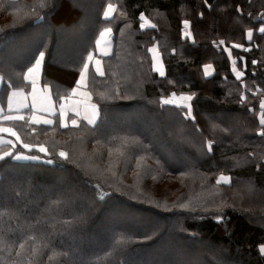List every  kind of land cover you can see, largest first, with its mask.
<instances>
[{
	"label": "trees",
	"instance_id": "1",
	"mask_svg": "<svg viewBox=\"0 0 264 264\" xmlns=\"http://www.w3.org/2000/svg\"><path fill=\"white\" fill-rule=\"evenodd\" d=\"M124 2L128 5V15L121 22L134 24L138 29L134 38L144 46L143 52L134 56L140 58L141 62L143 56H147L144 43L156 42L163 56L166 73L164 76L158 75L152 69L149 60L140 70L144 82L143 74L152 78L151 82L146 83V100L139 99L145 96L144 86L130 91L129 86H126L129 94L127 101L118 99L98 104L100 122L93 129L96 130L98 137H105L104 139L123 133L133 137V141L126 143V146L133 152L135 161L124 165L123 159H120L116 163V170L121 172L123 168L126 176H130V180L126 179L123 184L133 185L135 182L137 184L138 178L132 173L135 174L139 169V159L143 156L150 163L148 166L152 168L149 172L153 173H148L141 181L150 184L149 181L152 179L158 182L166 177H172L167 174L183 176L187 185L176 197V201L181 198L188 205L166 209L170 203H164L160 196L150 194L152 192L143 193L142 189L138 191L129 187L115 189L111 185H102L103 181L90 172L92 168L89 161L93 160L91 153L94 154V150L88 146L90 144L85 139L87 141L85 152L89 159L82 157L80 163L84 165L81 168L72 163L74 161L67 158L61 160L58 156L52 157V163L19 160L13 158V153L0 159V194L5 189L6 192L3 193L9 195L12 202L10 206L0 204V210L15 212L17 217L22 218L27 212L21 209L27 201H33L35 198L27 187L14 189L5 187L6 180L12 173L30 168L36 173L32 181L42 184L49 182L47 173H56L76 179L79 185L78 194L86 196L90 207L100 208V211L104 212L113 206H121L129 213L139 214V220L144 221L146 226L150 225L149 228L140 230L119 229L114 237L119 236L121 240L118 242L114 238V244L106 251L100 250L90 254L88 258L79 259L63 255L59 259V264H126L127 257L122 250L139 251L144 248L160 247V252L166 253V250L170 251L180 246L196 248L198 251L196 257L202 264H264V253L260 252V245L264 244V136L259 134L264 131L262 130L264 126L259 123L261 113L264 111H259L257 99L261 96L259 84L264 86V56H261V49L256 50V53L260 52L258 62L252 63V56L247 57L245 62H241V66L246 63V67L237 70L234 67L237 64L233 61V53L231 52L229 56V52L225 50L229 47L235 51L238 47L233 45H249L245 39V32L247 28L252 26L255 28L257 22L259 23L256 17L264 16V0H124ZM80 3V0H0V75L5 81L16 84L13 79L22 74L40 53H43L42 82L51 85L56 97H59L61 90L62 95L69 93L82 68L80 59L87 51L88 44L96 38L104 23L112 22L113 18L104 19L100 15H93L87 22L84 11L79 9L80 11L76 13V7L83 5ZM65 5L69 6L68 10L60 12L61 7ZM139 14L151 17L156 27L140 28ZM185 20L190 22L191 38H185L183 35ZM76 24L85 28L87 38L74 60L60 59L56 55L57 43L62 34L76 38V35L73 36ZM121 26L113 27L116 44L121 40L119 38ZM41 29L45 33L41 41L30 47L19 62H12L7 51L18 44L20 36L28 38L30 36L28 33ZM163 36L173 44L174 50L180 45V52L167 53L163 50V44L161 45ZM139 46L136 45V48L139 49ZM116 51L107 58H111L110 60L116 58ZM120 54L129 58L126 50ZM207 62H211L215 69L210 76H206L203 71V65ZM254 67H257V70H254ZM60 70L69 72L68 80L57 74ZM239 71L243 75L237 79ZM55 73L56 75H53ZM91 77L97 81L95 87L89 83L95 102L98 103L100 99V91L114 93L116 96L124 94L122 92L124 87L115 86L109 72L98 76L91 70ZM99 80L104 81L105 85ZM137 80H140L139 77ZM108 84L111 86L107 87ZM173 91L193 94L192 118H186L180 107L161 102L162 97L170 95ZM130 109L136 110V113L144 110L154 121L162 123L166 135L172 139L176 148L179 149L182 142L188 143L184 144L187 147L184 151L187 159L185 165L175 164L176 160L169 162L155 147L149 135L138 132L132 126H124L109 133L100 132L113 111ZM64 129L60 131L63 133H60V148L72 154L74 141L79 136L78 133H72L71 128ZM189 130L196 134V141ZM113 141L106 144L116 146V142ZM117 148L126 152L124 145ZM82 168L88 169V174L84 173ZM220 174L228 175L230 183H217ZM101 196H104L103 200L100 199ZM71 198L65 193L60 196L49 195L43 205L41 204L42 214L38 217L25 218L27 228L22 229V234L21 230L19 235L16 231H10L8 238L5 239L9 243L6 248L7 255L0 253V264L51 263L55 257L39 254L34 247V241L25 238L26 236L32 238V234H38L43 222H54L57 227L61 226L63 221H66L61 213L67 206L66 203H71ZM13 203H16L17 207ZM49 203L53 207H48ZM8 224H11L10 220ZM172 227L174 229H171ZM14 238L17 240H12ZM174 239L181 244L174 243ZM23 240L25 246L28 245L26 248L30 250L21 255L17 250ZM204 243L210 245L214 251H208ZM176 259L175 262L165 263H188L184 259L180 261L179 253Z\"/></svg>",
	"mask_w": 264,
	"mask_h": 264
},
{
	"label": "rangeland",
	"instance_id": "2",
	"mask_svg": "<svg viewBox=\"0 0 264 264\" xmlns=\"http://www.w3.org/2000/svg\"><path fill=\"white\" fill-rule=\"evenodd\" d=\"M80 2V4L83 5H81L80 7H76V13L80 11L79 9L84 11L86 15L85 17L87 18L85 20L87 22H89L90 19L93 18V15H100L101 17L106 19L105 13L108 12L110 17H113L112 22H105L104 26H109L114 30V28H119L123 24L119 29V38H121V40L120 42H118V44L115 45L114 49L115 52L117 47L116 58L114 57L115 59L113 58L112 60H110L111 58H107L110 55L103 58V72L105 74L106 72H109L112 82L115 86L122 85L124 87V90L122 91L124 94H119L116 96L114 93H106L100 91V99L98 103L96 102V104L98 105L99 103L114 102L118 101V99L127 101V99H129V94L127 93L128 91L136 87L140 88L143 86L145 87V96L144 98L139 97V99L146 100V83L148 81L151 82L152 78L150 79V77L143 74L145 78L144 82L140 70L143 69L141 67L149 62V60L152 67V54H150L149 50L151 49L153 44L157 43H144L147 56L144 55L143 59L140 62V58H136L134 56V54L142 53V49H144L143 44H139L134 38L138 29H136L134 27V24L132 23L121 22L125 18H127L126 15H128V5L124 2V0H80ZM109 5H112L113 11L109 8ZM68 7V5L62 6L60 12H63L66 9L68 10ZM141 15L142 14H139L138 17V24L140 25V28L142 23L146 24V27H148L147 24L149 23L154 24L150 19L151 17L146 14H143L145 20H141ZM255 19H258L259 21V23L257 22L256 27H249L245 32V39L249 45H242V47L236 48L235 51H232V49L229 47L225 48L227 52L230 51L233 53V61L235 64H237L234 67H236L237 70L246 67V63H243V65L241 66V62H245L247 57L252 56V63L253 61L258 62L257 57H260V52L256 53V50L261 49V56H264V33H261L259 31L260 28L264 27V16L256 17ZM249 31L252 32L251 40H249L247 36V33ZM44 34V31L41 29L39 31H32L31 34L28 33V35H30L28 38L20 36V38L17 40L18 44L13 45L10 50L7 51L8 56L11 58V61L14 63L19 62L24 54L28 52L30 47L36 45L41 41ZM68 35L69 34H62V36L60 37L57 43L58 50L56 51V55L60 59L74 60L79 53L82 43L85 42L87 38L86 30L85 28H82L80 24H76V30L73 34V36L76 35V38L73 39L72 35L71 38H69L67 37ZM94 40L95 39H92V41H90L87 47V51L83 53L80 59L82 66L87 62V57L90 54L92 55L94 53ZM253 42L255 43L253 44ZM136 45H140L139 49L136 48ZM161 45L163 46L162 49L167 53L170 51L180 52V45H177V50H174L173 44L168 40L166 36L161 37ZM245 49L248 50L246 51ZM123 50L127 51V53L129 54V58L126 56H121L120 53H122ZM105 65L107 67L106 69ZM254 68V70H257V67ZM57 74L59 76H62L65 80H68L70 76L69 72H65L62 70L58 71ZM53 75H56V73ZM138 77L140 80H137ZM89 80L90 85L95 87L97 81L94 79V77L89 78ZM121 81L126 83V85H124ZM99 82L105 85L104 81L99 80ZM261 85L259 84L261 88L259 87L258 89L260 90L259 92L261 93V96H258L257 98L259 107L261 105V102H264V86ZM108 86L111 85L108 84L107 87ZM126 86H129L130 88L128 91H126ZM249 91L250 88H248L247 92L249 93ZM173 93L176 94L177 98L181 95L193 96L192 93L173 91L170 93V95L162 97L161 102L163 101V99L171 98ZM189 103L191 104L190 116L188 115L187 108L180 107L183 115L186 118L193 117L192 100ZM259 111L261 112L264 110H262L260 107ZM99 122L100 108L99 117L94 125H90L84 120H80L79 122H77L79 127H73L71 126V123L68 124L69 128L66 129L71 128L73 130L71 132L75 134L78 133L79 136V138H76L74 141V153L72 154H70L69 152L67 153L65 150L60 148L61 141L59 140V138L61 137V134H63L60 131L64 128L60 127L59 122L54 123L53 127L48 129L39 126L38 128L33 129V126H29L25 123L23 126H21L22 129H25L23 130V136L21 137V139L14 141L12 145L1 146L0 156L4 155L5 152H11L14 154L13 158H16V156L18 155L23 157H38V159L22 158L19 160L51 161L52 157L54 156H58L59 158H61V160H63L64 158L61 157L59 153L65 152L67 154V159H69L70 161H74L72 163H76V166L81 168V166L84 165L83 163H80L82 157L83 159H89L85 152V144L88 141V143L90 144L88 146H91V148L94 150V154L91 153L93 160L89 161V166L90 168H92V171L90 172L94 177L103 181L102 185H111L115 187V189L124 187H129V189H135L137 191L142 189L144 190L143 193L152 192L150 194L160 196L164 203H170V205L174 207L171 208V206L169 205L166 207V209H176L175 207L177 206L188 205L186 202H183L181 198L176 201V197L180 194V192H182V190L186 188L187 185L185 183L186 179L183 176L167 174L168 176L172 177H166L165 179L158 182H155L157 180L152 179L149 181L150 184H147V182L143 183L141 181V179L143 180V177H146L148 173H153L149 172L152 168L148 166L150 165V163L146 159H144L143 156L141 159H139V169L135 171V174L132 173L133 176L138 178L137 184L136 182L133 185L123 184V181H126V179L128 181L130 180V176H126V171L123 168H121V172L119 170H116V163H118L120 159H123L124 165L130 164L131 161H135L133 152L126 146V143H130L133 141V137H131L130 135H125L124 133L109 137L108 139H104L105 137L102 138V136L98 137L96 130L94 131L93 127H95ZM124 126H132L136 130H138V132L149 135L151 137V140H153L155 147L160 150L162 155L166 159H168L169 162H174L176 160L175 164L185 165L184 163H186L187 159L184 156V151L187 149V147L184 144L188 143L182 142V144H180V148H176V146L173 144L172 139L166 135L164 125L159 121H154L147 113L144 112V110H139L138 113H136V110L133 109L118 110L116 112L113 111L108 116V119L103 125L100 132H114V130H118ZM190 133L193 135L194 141H196V134H193L191 131ZM91 138H93L94 140H92ZM110 141L116 142L117 145H107L106 142ZM80 142L84 143L80 144ZM23 144H29L32 145V147L31 149H28L23 147ZM120 145H124L126 147V152L117 148ZM41 146H43L47 151L41 152L39 150ZM86 165L88 166V162L86 163ZM82 169L84 173L88 174V169ZM34 172L35 171L30 168L24 169L12 173L6 180L5 187L7 189L27 187L29 193L31 192L35 196V198L33 201H27L25 206H23V208L21 209L22 211L26 210L27 212L26 215H24V217L22 218L20 216L17 217L15 212L9 210H0L1 255H7L6 248L8 247L9 243L5 239L8 238L10 231H16L19 235L21 230L22 234V229L27 228V221H25V218L28 219V216H30L31 218L38 217V215L42 214L43 208L41 204L43 205L44 200H47V198L51 194L60 196L62 195V193H65L67 194V196L72 197L71 203H66L67 206L63 208V212L61 213L62 217L66 218V221H63L64 223H62V225L59 227H57L54 222H43L38 234H32V238L30 236H26L25 238V240L34 241V247H36L35 249L39 254L42 253L44 256L50 255L52 257H55V259H53L49 264H59V259H61L63 255H69L76 259L85 257L88 258V256L90 254H93L94 252L100 250L106 251L108 248H110L111 245L114 244V238L119 242L121 240V237H114L117 230H140L147 229L150 226H146L144 221L139 220V214H136L134 212L129 213L121 206H113V208L107 209L104 212L100 211V208L90 207V204L87 202L86 196L78 194L79 185L78 183H76V179H71L70 177H65L63 175H57L56 173H47L46 175H48L49 182L42 184L38 181H32L34 175L36 174ZM161 173L164 172L161 171ZM203 191H205V189H203ZM3 192H6V190L3 189ZM3 192L0 194V204L6 206L12 205V202H10L9 200L10 196ZM77 200L79 201V203ZM13 204L15 207H17L16 203ZM47 205L48 207L52 206L50 203ZM98 214L100 215L98 216ZM9 220L11 221V224H8ZM171 229H174V227H172ZM12 240L16 241L17 238H14ZM173 242L180 243L175 239L173 240ZM206 243H204V245L208 249V251H214L211 249V246ZM21 244H23L24 247H20L17 251L19 254L23 255L26 254L30 249L26 248L28 245L25 246L24 240ZM201 246L203 245L201 244ZM261 248H264V244L260 245V252H262ZM160 251V247L151 249L144 248L140 249L139 251L122 250V252H125L127 257L126 264H166L165 261L172 263L173 261L175 262V260H177V253H179L180 255V261L184 259L187 260V264H202L200 261H198V257H196L198 256V251L196 248L180 246L178 248L176 247V249H171L170 251L166 250V253L164 251V253H161ZM163 255H166L167 257H163Z\"/></svg>",
	"mask_w": 264,
	"mask_h": 264
},
{
	"label": "crops",
	"instance_id": "3",
	"mask_svg": "<svg viewBox=\"0 0 264 264\" xmlns=\"http://www.w3.org/2000/svg\"><path fill=\"white\" fill-rule=\"evenodd\" d=\"M113 11V9H112ZM110 28L112 31L108 36L106 37L107 44L105 45V41L101 40L100 33L103 32L105 29ZM191 32V28H190ZM192 37V32L191 36ZM100 41V44L97 45V41ZM115 38H114V31L109 26H104L100 29L98 32L95 40H94V53L92 54L93 59L91 61H88L89 70H88V79H87V86L86 87H80L77 88L76 84L77 81L80 78V72L83 70V66L80 69V72L78 74L77 80L75 84L70 88L69 93L66 95H62V90L60 92L59 97H56L54 94L52 87L48 83L42 82V75H43V65L44 61L42 63L41 70L34 73L32 77L29 80H25L24 77L28 75V69L32 67L35 63V61L22 73L18 74L13 80H15L16 84L10 83L8 80L5 81L4 77L0 75V109H3V115H11V116H24V121L19 120H4L3 115H0V128H11L13 129L19 136V139L23 136V130L21 126H23L25 123L29 126H33V129L36 127H45L46 129L52 128L54 123L56 122H64V123H71L73 119H75L77 122L80 120H84L87 122L84 117L91 116V104H95L99 113V108L96 102L93 99V94L89 86V78H90V72L91 70L94 71L97 75H99L96 72V68L99 67L102 71L104 68V60L103 58L105 56L112 55L115 49ZM152 49H155L156 51H151ZM150 54H152V67L153 70L158 74L159 72L156 71V68H160L162 66V69L164 73H166V68L163 60L162 53L159 49L158 44H153L151 49L149 50ZM154 56L156 59L154 60ZM39 58V56L37 57ZM36 58V59H37ZM99 60L100 64L97 65L96 61ZM211 65L210 68L207 69L206 76H210L214 73L215 69L212 63H205L203 65V69L205 72V66ZM161 76V75H160ZM34 79L36 81L35 83V104L36 108L33 109L31 107L33 103V86L31 83V80ZM73 89H76L75 93H73ZM13 93H16V95H13ZM87 93L88 95H85ZM67 97V99H65ZM50 98V99H49ZM9 102L11 103V107L9 108ZM49 103L51 104V110L50 111H42L40 109L48 108ZM24 104H28L29 107H24ZM64 106V115H60V106ZM33 111H35V115L37 118H47L53 120V125L47 126L42 124H33L30 121V117L33 114ZM79 112V115H76V112ZM99 117V114L94 118L95 122L90 124L94 125ZM88 123V122H87ZM69 126V125H68ZM72 126V125H71ZM27 130V129H26ZM0 146H8L12 145L14 141L17 140L16 136L11 135L10 133L0 132ZM7 141H11V143H7ZM228 177V175L220 174L218 176V179L221 177ZM230 179V178H229Z\"/></svg>",
	"mask_w": 264,
	"mask_h": 264
},
{
	"label": "snow or ice",
	"instance_id": "4",
	"mask_svg": "<svg viewBox=\"0 0 264 264\" xmlns=\"http://www.w3.org/2000/svg\"><path fill=\"white\" fill-rule=\"evenodd\" d=\"M109 8L112 9V5H109ZM238 11H239V9H238ZM202 15L203 14H201V16ZM105 18L106 19H111V17H110V15H109L108 12L105 13ZM141 20H145V17L143 16V14L141 15ZM183 25H184L183 34H184L185 38H188V37L191 36V32H190L191 25H190V22L188 20H185V21H183ZM147 26L153 27V28L156 27V25L150 24V23L147 24ZM145 27H146V24L142 23L141 24V28L143 29ZM111 31L112 30L110 28H108V29H105L103 32L100 33V38H101V40H104L105 41V45L107 44L106 37L108 36V34L111 33ZM259 31L261 33H264V27L260 28ZM247 36H248V39L251 40L252 39V32L249 31L247 33ZM220 43L223 44V41H221ZM99 44H100V41L98 40L97 41V45H99ZM233 47H242V45H233ZM245 50L247 51L248 49H245ZM151 51H154L155 52L156 50L155 49H152ZM229 56H231V52L230 51H229ZM87 59H88V61H91L93 59V56L90 54L87 57ZM155 59H156V57L154 56V60ZM43 60H44V54L43 53H40L39 58H37L35 60L34 65L28 69V75H26L24 77L25 80H29L34 73H36V72H38V71L41 70ZM253 63H255V61H253ZM96 64L99 65L100 64V61L97 60L96 61ZM210 67H211V65H206L205 66V73L206 74H208L207 73V69L210 68ZM88 70H89V65H88V63H85L83 65V70L80 72V78H79V80L77 81V84H76V87L77 88L86 87L87 86V83L86 82H87V79H88ZM155 70L158 71L161 76H164L165 75V73H164V71L162 69V66L160 68H156ZM96 72L99 75H101V76L104 75V72L99 67L96 68ZM242 75H243L242 72L237 73V79H239ZM31 83H32V86H33V93H32V95H33V103L31 105V107L33 109H35L36 108V104H35V83H36V81L34 79H32L31 80ZM72 91H73V93H75L76 89H73ZM13 95H16V93H13ZM85 95H88V94L85 93ZM65 99H67V97H65ZM192 99H193V96L192 95H187V96L181 95L180 97L177 98L176 97V94L173 93L171 98L163 99L162 103L165 104V105H174L176 107L187 108L188 109V115L190 116V114H191V104L189 102ZM23 106L26 107V108L29 107L28 104H24ZM10 107H11V103L9 102V108ZM90 107H91V116H87L86 115L84 117V119H86L89 124H92V123L95 122V119L94 118L99 113H98V110H97V107H96L95 104H91ZM260 107H261L262 110H264V102H261ZM40 110H42V111H50L51 110V104L49 103V107L48 108H44V109H40ZM0 115H3V109H0ZM60 115L61 116L64 115V106L63 105L60 106ZM76 115H79V112L78 111L76 112ZM3 119L4 120H19V121H24L25 120V117L22 116V115H20V116L3 115ZM30 121L33 124H42V125H47V126H50V127L54 123L53 120H51V119H47V118H37L36 115H35V111H33V114L30 117ZM259 123H260L261 126H264V112L261 113V116H260V119H259ZM71 125L73 127H79V125H78V123H77V121L75 119H73L71 121ZM60 127L67 128L68 127V124L67 123H64V122H60ZM0 132L10 133L11 135L16 136L17 137V140H19L18 134L13 129H11V128H0ZM259 134L262 135V136H264V131H261ZM0 139H2V138H0ZM7 143H11V141H7ZM23 147L28 148V149H31L32 145L23 144ZM39 150L41 152H46L47 151L43 146H41ZM209 150H211V145H209ZM10 155H12L11 152H5L4 155L0 156V159H4L5 156H10ZM59 155L61 157H63V158H67V154L65 152H60ZM16 158L17 159H22V158L38 159V157H23V156H20V155L16 156ZM48 162L51 163V161H48ZM221 182H223V183H230V179L228 177L221 176L217 180V183H221ZM100 199L103 200L104 199V196H101ZM20 247L23 248L24 245L21 244ZM261 251L264 252V248H261Z\"/></svg>",
	"mask_w": 264,
	"mask_h": 264
}]
</instances>
